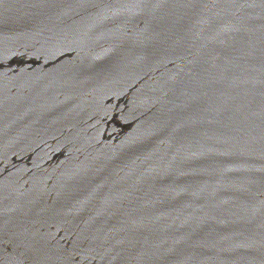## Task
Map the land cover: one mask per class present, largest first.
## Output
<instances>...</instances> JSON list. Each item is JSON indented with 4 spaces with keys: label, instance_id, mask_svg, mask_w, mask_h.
<instances>
[{
    "label": "water",
    "instance_id": "95a60500",
    "mask_svg": "<svg viewBox=\"0 0 264 264\" xmlns=\"http://www.w3.org/2000/svg\"><path fill=\"white\" fill-rule=\"evenodd\" d=\"M0 264H264V0H0Z\"/></svg>",
    "mask_w": 264,
    "mask_h": 264
}]
</instances>
